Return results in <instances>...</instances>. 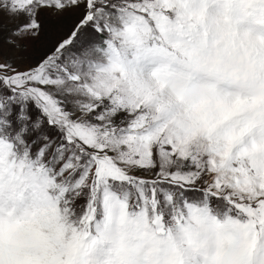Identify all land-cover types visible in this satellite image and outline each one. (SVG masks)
Here are the masks:
<instances>
[{"label":"snow or ice","instance_id":"snow-or-ice-1","mask_svg":"<svg viewBox=\"0 0 264 264\" xmlns=\"http://www.w3.org/2000/svg\"><path fill=\"white\" fill-rule=\"evenodd\" d=\"M0 264H264V0H0Z\"/></svg>","mask_w":264,"mask_h":264}]
</instances>
